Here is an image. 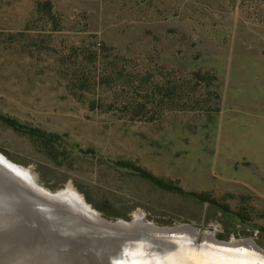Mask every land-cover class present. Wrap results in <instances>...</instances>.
Wrapping results in <instances>:
<instances>
[{
	"label": "rangeland",
	"instance_id": "374dc122",
	"mask_svg": "<svg viewBox=\"0 0 264 264\" xmlns=\"http://www.w3.org/2000/svg\"><path fill=\"white\" fill-rule=\"evenodd\" d=\"M0 115L19 123L0 119V154L41 187L75 190L107 220L188 223L264 249V0H0ZM31 197L0 164V264L29 246L34 264H77L20 240L45 204Z\"/></svg>",
	"mask_w": 264,
	"mask_h": 264
},
{
	"label": "water",
	"instance_id": "95a60500",
	"mask_svg": "<svg viewBox=\"0 0 264 264\" xmlns=\"http://www.w3.org/2000/svg\"><path fill=\"white\" fill-rule=\"evenodd\" d=\"M38 210L39 218L19 224L20 240L54 245L77 264H264V249L253 239L221 240L214 231L188 223L157 226L139 216L130 222H91L45 204ZM72 226L80 228L79 238L68 232Z\"/></svg>",
	"mask_w": 264,
	"mask_h": 264
},
{
	"label": "bare ground",
	"instance_id": "6f19581e",
	"mask_svg": "<svg viewBox=\"0 0 264 264\" xmlns=\"http://www.w3.org/2000/svg\"><path fill=\"white\" fill-rule=\"evenodd\" d=\"M0 164L8 168L11 173L17 175L20 178H24L25 184L28 185L29 192L32 196L31 201L28 202L29 204H31V206L39 205L42 204V202H45V205L55 207L57 211L60 212L64 211V213L70 214L74 216V218L86 219L91 222H106V219L103 216L99 215V213L95 211L89 204H87L86 200L77 191H70V189H68L53 193L41 187L37 182H35V178L29 175V173H27L28 171L21 169L16 165H13L2 154H0ZM1 216L2 214H0V218ZM12 217L14 218V216ZM1 221L2 218L0 219V222ZM79 229L80 228L78 226H72L67 228L68 232L70 234H73V236L76 238H79V233H77ZM81 238L83 237L81 236ZM29 248V259H20V261L16 263L14 262L13 264H34L33 262L34 260L38 259L40 251H38L35 247L32 248L29 246Z\"/></svg>",
	"mask_w": 264,
	"mask_h": 264
},
{
	"label": "trees",
	"instance_id": "16d2710c",
	"mask_svg": "<svg viewBox=\"0 0 264 264\" xmlns=\"http://www.w3.org/2000/svg\"><path fill=\"white\" fill-rule=\"evenodd\" d=\"M48 8L51 7V2L47 3ZM0 119L3 120L4 122L8 123L9 125H11L12 127L17 128L19 123L16 119L13 118H9L6 117L4 115H0ZM26 130L28 133L33 134V135H38L40 138H43L45 141L49 140V137H60L59 134H47L45 131L39 129V128H31V127H26ZM128 168L131 169H137L138 171H140L141 175L148 178L151 182H153L154 184H156L157 186L165 189V190H169L184 196H189V197H194L197 200H200L202 202L204 201H210V199L208 198V196L205 193H198V192H194V191H187L184 188H182L181 186L175 185L173 181L171 180H166L163 177H158L150 172H148L147 170L140 168V167H135L132 166L131 164H126L125 165ZM223 209H227L228 206L224 205L221 206ZM100 208V207H99Z\"/></svg>",
	"mask_w": 264,
	"mask_h": 264
},
{
	"label": "snow or ice",
	"instance_id": "6c2138e0",
	"mask_svg": "<svg viewBox=\"0 0 264 264\" xmlns=\"http://www.w3.org/2000/svg\"><path fill=\"white\" fill-rule=\"evenodd\" d=\"M229 264H256V262L252 260H237L229 262Z\"/></svg>",
	"mask_w": 264,
	"mask_h": 264
}]
</instances>
